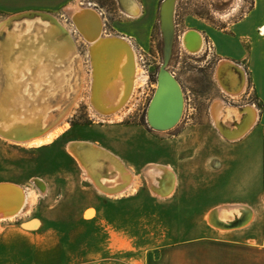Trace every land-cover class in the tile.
Listing matches in <instances>:
<instances>
[{
  "label": "rangeland",
  "instance_id": "rangeland-1",
  "mask_svg": "<svg viewBox=\"0 0 264 264\" xmlns=\"http://www.w3.org/2000/svg\"><path fill=\"white\" fill-rule=\"evenodd\" d=\"M253 3L177 0L167 69L183 89L184 111L169 131L153 130L147 120L165 60L160 19L153 22L150 47L144 51L132 38L116 35L114 22L103 16L102 37L126 38L147 77L138 82L127 105L106 116L91 102L98 76L90 43L79 33L69 7L66 12L0 15V80L3 75L5 83H0V184H15L32 197L29 213L0 221V264H193L196 254L210 251L216 240L228 236L258 238L264 248V135L257 129L248 147L240 145L245 134L227 138L214 113L216 104L235 107L240 118L251 114L255 126L254 91L244 71L224 66L205 32L227 28ZM73 5L90 7L87 2ZM47 15L64 26L61 34L52 35ZM189 30L204 37L197 55L182 44ZM64 39L74 43L77 53L72 65L76 86L63 99L65 85L59 81L71 72V55H63L71 45L57 46ZM229 73L236 86L226 82ZM28 74L31 77L17 88L15 83ZM107 77L112 79V74ZM52 105L55 108L43 113ZM42 115L54 124L43 148L28 150L4 133V124L20 127ZM234 119L223 122V128L239 125L241 120ZM82 142L119 159L131 172L136 192L117 198L102 190L92 171L69 152L70 144ZM258 147L263 169L255 181L252 163ZM157 164L173 171L159 186L147 174ZM224 206L253 207L256 213L252 211L247 225L223 230L209 222V215Z\"/></svg>",
  "mask_w": 264,
  "mask_h": 264
},
{
  "label": "bare ground",
  "instance_id": "bare-ground-1",
  "mask_svg": "<svg viewBox=\"0 0 264 264\" xmlns=\"http://www.w3.org/2000/svg\"><path fill=\"white\" fill-rule=\"evenodd\" d=\"M124 6L131 13L137 11V7L132 0H124ZM69 8L79 33L90 43L94 68L93 73L94 77H96V75L98 76L97 86L93 84L91 102L97 112H101L106 116L114 115L130 101L138 82L145 81L147 77L140 68L134 48L124 37H102L104 21L97 10L92 7H79L74 5L69 6ZM173 14L174 5L172 3L163 6L160 22L164 39L165 65H163L164 67L160 71L157 80V89L147 115L148 123L150 122L152 126L149 125L151 128L154 127L156 131H169L175 128L179 124L184 111L183 89L175 76L166 68L170 60V52L173 47L175 35ZM47 16L50 17L49 15ZM51 20L53 22L51 23L52 28H50V31L52 30V35H59V32L61 34L65 30L64 26L57 23L53 18H51ZM49 36L50 35L47 34L46 39ZM65 39L58 42L59 45L57 44V46L64 48L69 44L71 45L69 51L63 52L65 53L63 55L69 58L71 55V63L69 65V67H71V72L69 75L66 74L63 80H58L59 84L65 85V90H63L60 98L67 97L76 86V83L74 84L73 82L74 68L72 65L75 59L74 55L77 51L74 43ZM182 44L188 53L197 55L201 53L204 48V37L198 31L189 30L184 34ZM45 50H48V48ZM232 65L234 64L231 62L226 61L224 63V66ZM109 74H112V79L107 77ZM30 77L31 75L28 74L25 80L15 83V86L21 85ZM220 81H222V79ZM227 81L230 86H236V79L230 73L226 77V82ZM222 82L224 83V81ZM0 83L4 84L5 87L3 75H1ZM3 100L7 101L6 98H3ZM53 107L55 108V105L49 106V108L43 110V113ZM214 113L216 125L227 138H236L237 140V137L246 134L254 125V120L251 121V114L246 113L243 118H240L238 110L235 107L230 106L223 109L220 104H216ZM234 117L236 120H241L239 125L227 130L224 129L222 123L229 119L235 120ZM53 125V123L48 122L45 115H42L39 118L37 117L36 121L25 122V124L20 127L18 125L8 127V125L4 124L7 130V132L4 131V133L10 137L11 140L20 143L22 147L28 150L40 149L46 146ZM69 152L82 166L92 171L96 184L108 194L121 198L136 192L137 185L133 181V177L131 178V172L119 159L115 158L103 148L95 146L90 142L72 143L69 146ZM172 172L171 167L158 164L147 170V174L151 177L153 185H160V180L163 179L164 175H171L173 174ZM170 191L166 194L171 193ZM31 202L32 197L23 188L15 184H0V221L14 220L21 215L29 213L28 205H30ZM209 216V222L214 227L223 230H231L247 225L253 214L250 208L244 206H224L219 207Z\"/></svg>",
  "mask_w": 264,
  "mask_h": 264
},
{
  "label": "crops",
  "instance_id": "crops-1",
  "mask_svg": "<svg viewBox=\"0 0 264 264\" xmlns=\"http://www.w3.org/2000/svg\"><path fill=\"white\" fill-rule=\"evenodd\" d=\"M164 0H132L136 12L131 13L124 0H0V15L25 12L52 13L73 4L87 2L100 15L114 23L115 34L130 37L144 51L150 47L153 22L159 20L160 6ZM138 5V6H137ZM139 8V10H138ZM104 19V18H103ZM128 21V22H127ZM206 35L215 52L223 60L231 62L232 70L244 71L250 79L256 103V123L248 135L239 141L248 147V139L258 129L264 135V0H254L249 11L225 29H207ZM126 39V38H125ZM259 133V132H258ZM245 139V140H244ZM252 180L259 181L263 169V154L258 147L256 161L253 159ZM250 207V206H249ZM251 210L256 213L253 207ZM206 253L196 254L193 264H264V248L258 238L224 237ZM256 245V246H253ZM219 246V247H218ZM192 264V263H190Z\"/></svg>",
  "mask_w": 264,
  "mask_h": 264
},
{
  "label": "water",
  "instance_id": "water-1",
  "mask_svg": "<svg viewBox=\"0 0 264 264\" xmlns=\"http://www.w3.org/2000/svg\"><path fill=\"white\" fill-rule=\"evenodd\" d=\"M170 3H172L173 5H174V16H175V11H176V5H177V0H164L163 2H162V4H161V6H160V13H159V19H161L162 18V8H163V6L164 5H166V4H170ZM160 31H161V29H160ZM164 43V42H163ZM171 55H172V50H171V52H170V58L169 59H171ZM169 62H170V60H169ZM163 65H165V60L163 61V64H162V66L160 67V69H159V72H158V75H157V80H158V78H159V74H160V71H161V69L164 67ZM167 68V67H166ZM149 124L151 125V123L149 122ZM152 126V125H151ZM152 129L154 130L155 128L154 127H152Z\"/></svg>",
  "mask_w": 264,
  "mask_h": 264
},
{
  "label": "flooded vegetation",
  "instance_id": "flooded-vegetation-1",
  "mask_svg": "<svg viewBox=\"0 0 264 264\" xmlns=\"http://www.w3.org/2000/svg\"><path fill=\"white\" fill-rule=\"evenodd\" d=\"M148 110V109H147Z\"/></svg>",
  "mask_w": 264,
  "mask_h": 264
}]
</instances>
